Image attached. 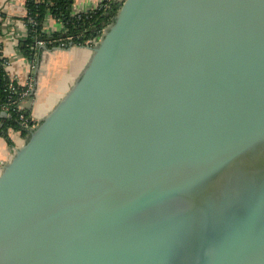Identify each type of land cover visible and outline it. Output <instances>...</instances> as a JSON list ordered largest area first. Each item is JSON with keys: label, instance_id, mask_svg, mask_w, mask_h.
Listing matches in <instances>:
<instances>
[{"label": "water", "instance_id": "water-1", "mask_svg": "<svg viewBox=\"0 0 264 264\" xmlns=\"http://www.w3.org/2000/svg\"><path fill=\"white\" fill-rule=\"evenodd\" d=\"M0 264H264V0H123L0 172Z\"/></svg>", "mask_w": 264, "mask_h": 264}, {"label": "crops", "instance_id": "crops-1", "mask_svg": "<svg viewBox=\"0 0 264 264\" xmlns=\"http://www.w3.org/2000/svg\"><path fill=\"white\" fill-rule=\"evenodd\" d=\"M27 0H0V22L3 53L9 58L7 69L20 83L33 77V96L26 102L37 123L66 93L89 61L93 45L71 44L68 47L55 46L44 49L38 62L34 64L19 49V43L27 37L25 21ZM104 0H75L73 12H85L96 8ZM123 2V0H115ZM64 24L52 15L44 22V31L53 34L63 31ZM8 141L0 135V172L12 158L16 148L25 142L19 130H10Z\"/></svg>", "mask_w": 264, "mask_h": 264}, {"label": "trees", "instance_id": "trees-1", "mask_svg": "<svg viewBox=\"0 0 264 264\" xmlns=\"http://www.w3.org/2000/svg\"><path fill=\"white\" fill-rule=\"evenodd\" d=\"M74 2L75 0L26 1L27 14L24 18L28 34L19 43V49L31 62H38L44 49L55 46L68 47L73 43L94 45L103 34L104 29L114 20L122 3L115 0H104L94 9L74 13ZM48 15L62 21L64 30L53 34L44 31V22ZM7 61H9V58L4 55L3 43L0 41V104L7 106L9 114L4 115L3 109L0 107V135L11 141L10 130H19L25 138L29 136V129L21 124L20 114L23 113L30 117L31 108L28 106L23 109L19 108L23 86L18 84L17 79L11 78L7 70ZM11 83L15 85V88H12ZM32 96L33 93L29 98ZM31 122H33V119H31Z\"/></svg>", "mask_w": 264, "mask_h": 264}, {"label": "built area", "instance_id": "built-area-1", "mask_svg": "<svg viewBox=\"0 0 264 264\" xmlns=\"http://www.w3.org/2000/svg\"><path fill=\"white\" fill-rule=\"evenodd\" d=\"M7 63L9 64V61H7ZM10 76L12 79H17L15 76H12V75H10ZM17 82L19 85L23 86L22 92H21V102L19 103V108L23 109L24 107L27 106L26 102L29 99L30 95L33 93V77L30 76V78L25 83H20L18 81V79H17ZM11 85H12V88H15V85L13 83H11ZM0 107L3 109L4 115H9L7 112V106L6 105L0 104ZM31 119H33V122H31ZM20 120H21V124L24 127H26L27 129H29V131H31L37 125V121L32 117V115L30 117H27L25 114L21 113L20 114Z\"/></svg>", "mask_w": 264, "mask_h": 264}, {"label": "rangeland", "instance_id": "rangeland-1", "mask_svg": "<svg viewBox=\"0 0 264 264\" xmlns=\"http://www.w3.org/2000/svg\"><path fill=\"white\" fill-rule=\"evenodd\" d=\"M33 63V62H32Z\"/></svg>", "mask_w": 264, "mask_h": 264}]
</instances>
